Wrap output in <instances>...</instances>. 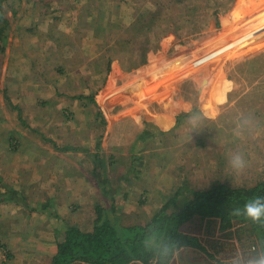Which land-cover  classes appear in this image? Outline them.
I'll use <instances>...</instances> for the list:
<instances>
[{
  "label": "rangeland",
  "instance_id": "374dc122",
  "mask_svg": "<svg viewBox=\"0 0 264 264\" xmlns=\"http://www.w3.org/2000/svg\"><path fill=\"white\" fill-rule=\"evenodd\" d=\"M21 2L16 15L13 0L2 6L12 31L0 57V185L27 184L38 199L45 184L66 225L86 231L94 205H112L106 196L122 204L121 225H138L175 189L183 202L214 181H264V36H238L259 30L264 0ZM184 109L205 127L189 134ZM242 116L252 123L238 131ZM235 151L248 160L242 173L227 165ZM24 208L0 201V248L14 255L0 264H48L51 234ZM188 229L221 264L249 249L212 220ZM204 258L188 250L173 264Z\"/></svg>",
  "mask_w": 264,
  "mask_h": 264
},
{
  "label": "trees",
  "instance_id": "16d2710c",
  "mask_svg": "<svg viewBox=\"0 0 264 264\" xmlns=\"http://www.w3.org/2000/svg\"><path fill=\"white\" fill-rule=\"evenodd\" d=\"M2 1L7 0H0V57L5 53L7 40L12 31V17H6V11L2 7L5 3L2 4ZM10 5L11 12L16 15L22 2L13 0ZM22 12L24 13L25 10ZM19 25L15 30L21 33L24 31L22 26H26L21 23ZM86 99L95 105L100 115V110L95 104V97L90 96ZM12 134V137H15H10V140L17 137L15 132ZM58 150L71 152L76 149L67 147ZM91 156L94 162L103 160L102 155L98 153ZM109 159H112V156ZM98 171H100L99 167ZM104 174L105 170L101 169L99 180L93 173L101 192H109L113 182L108 175L105 177ZM7 187H9L8 190H6ZM28 187L27 184L22 183L16 186L1 183L0 201L8 206L24 205L29 215L35 214L37 217L43 215L44 228L48 231V236L51 234L50 239L54 247L47 261L48 264H153L152 255L146 251L143 243L145 236L151 232L163 233L177 242L183 249L181 253L188 250L198 251L203 253L206 264H221L216 258L218 252L214 245L203 246L188 229L196 222L205 223L211 220L225 237L237 235V242L246 240L249 249L264 241V224H253L242 217L231 215L233 207L242 205L255 195L264 194V181L253 186H231L226 182L214 181L205 189L190 191L191 197L183 202L180 201L181 188L175 189L170 198L163 200L162 205L155 209L145 223L138 225H121L122 204L119 205L114 196H106L111 200L112 205L109 208L104 204L94 205L95 212L91 227L86 231L76 225H66L61 213L53 211V215H44L42 212L47 209L40 207L44 203L33 199L31 197L33 192L31 191L29 195ZM31 204L35 206L34 209L29 208ZM7 249L6 246H2L0 255L13 260L14 256H11Z\"/></svg>",
  "mask_w": 264,
  "mask_h": 264
},
{
  "label": "clouds",
  "instance_id": "9594fccd",
  "mask_svg": "<svg viewBox=\"0 0 264 264\" xmlns=\"http://www.w3.org/2000/svg\"><path fill=\"white\" fill-rule=\"evenodd\" d=\"M189 134L204 128L203 115L198 111L184 109ZM252 118L242 116L236 127L242 131L249 127ZM227 165L234 173H242L248 166V160L241 151H235L228 155ZM231 215L242 217L253 224H264V194L255 195L246 200L242 205L233 207ZM144 247L150 252L153 264H173L183 250L177 242L159 232L148 233L144 238ZM224 264H264V241L248 249L237 251L228 257Z\"/></svg>",
  "mask_w": 264,
  "mask_h": 264
},
{
  "label": "crops",
  "instance_id": "0c3cea01",
  "mask_svg": "<svg viewBox=\"0 0 264 264\" xmlns=\"http://www.w3.org/2000/svg\"><path fill=\"white\" fill-rule=\"evenodd\" d=\"M250 31H252V29L250 30ZM254 31V30H253ZM238 36H240V37H243V36H264V16L262 17V20H260V24H259V30L256 32V33H253V34H248V33H245V34H241L240 33V35H238ZM224 48H225V46H224ZM45 188V184L44 185H42V188H41V191H40V197L36 200L37 202H40V203H44V204H42V206H40V207H42L43 209H47V204L48 203H51L50 204V206L48 207V211H50L51 213H49L48 211H44V212H42L44 215H49V214H52V212L54 211V212H56V213H60V210H61V206H60V204H59V200H57V202H55L56 200L54 199V197L53 196H45V192H44V189ZM31 205H33V204H31ZM29 207H31L30 205H29ZM24 210H26L25 208H24ZM30 215H32V216H34L35 218H34V220H35V222H38V224H39V222L40 221H42V224H43V222H44V217H43V215H41V216H36L35 214H30ZM53 215V214H52ZM0 220H2V216H1V214H0ZM41 223V222H40ZM44 225V224H43ZM37 227V223H36V226L34 227V228H36ZM30 244H31V246H34V245H36V244H38V243H35V242H30ZM30 246V247H31ZM53 252V251H52ZM52 252L49 254V256H48V258L47 259H49L50 257H51V254H52ZM14 256V255H13ZM16 257V256H15Z\"/></svg>",
  "mask_w": 264,
  "mask_h": 264
}]
</instances>
